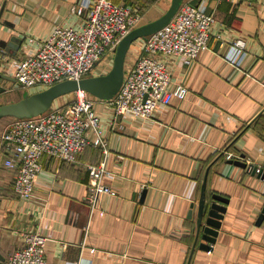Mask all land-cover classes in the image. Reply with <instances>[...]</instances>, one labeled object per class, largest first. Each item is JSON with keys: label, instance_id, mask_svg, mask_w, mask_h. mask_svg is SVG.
Wrapping results in <instances>:
<instances>
[{"label": "crops", "instance_id": "0c3cea01", "mask_svg": "<svg viewBox=\"0 0 264 264\" xmlns=\"http://www.w3.org/2000/svg\"><path fill=\"white\" fill-rule=\"evenodd\" d=\"M90 1L0 0V75L15 80L19 63L55 28L80 29L86 14L72 10ZM111 1L141 17V26L167 12L166 0ZM208 2L217 20L213 36L222 34L223 41L212 37L191 66L167 59L170 88L185 86L184 100L173 99L149 120L124 116L114 131L108 129L113 108L95 102L112 151L107 168L114 176L107 184L117 196L100 195L94 211L86 200L87 167L102 162L100 150L86 148L75 164L44 155L35 198L24 200L14 192L15 172L3 164L0 128V254L6 261L32 231L47 238V264H263L264 180L236 162L249 158L264 166V0ZM238 37L247 41L249 56L235 68L225 55ZM140 49V40L132 44L125 68ZM0 86L6 89L0 106L27 94L16 80L0 79ZM207 172L208 200L218 195L228 203L211 250L200 249L201 239L193 250Z\"/></svg>", "mask_w": 264, "mask_h": 264}, {"label": "built area", "instance_id": "2783aa9c", "mask_svg": "<svg viewBox=\"0 0 264 264\" xmlns=\"http://www.w3.org/2000/svg\"><path fill=\"white\" fill-rule=\"evenodd\" d=\"M72 13L86 14L83 26L80 29L57 27L48 40L38 42L35 53L19 63L14 77L17 90L28 94L35 89L47 90L64 81L93 77L108 57H114L123 38L142 21L129 8L111 0H93L73 8ZM216 21L208 0L184 1L168 25L140 39V53L125 68L122 87L112 100L105 101L114 110L109 130L114 131L124 116L149 120L157 110L167 108L173 99L182 101L187 97L185 86L170 88L167 59L179 58L185 66H191L207 50L212 37L223 41L222 34L213 36ZM3 54L0 49V56ZM248 56L247 41L238 37L231 41L225 60L239 68ZM72 96L66 105L55 107L54 103L42 115L12 120L1 136L3 164L15 172V194L20 199L32 200L36 179L43 170L41 158L44 155L75 164L79 163V156L86 148L100 150L102 162L87 167L86 200L94 211L100 195L117 196L107 184L114 176L107 168L112 151L101 116L94 110L99 99L84 91H77ZM225 156L227 160H233L231 154L225 153ZM117 159L123 157L117 155ZM243 160L247 172L264 180V166L249 158ZM46 243L47 238L40 233L26 232L23 247L13 252L6 264H47Z\"/></svg>", "mask_w": 264, "mask_h": 264}, {"label": "water", "instance_id": "95a60500", "mask_svg": "<svg viewBox=\"0 0 264 264\" xmlns=\"http://www.w3.org/2000/svg\"><path fill=\"white\" fill-rule=\"evenodd\" d=\"M183 2L184 0H172L169 9L164 15L153 22L132 30L125 36L115 51L113 65L108 74L89 77L80 81L68 80L39 93L26 94L23 99L16 103L0 106V121L5 118L24 119L37 117L46 113L55 101L77 91H84L99 100H112L123 85L126 57L132 44L137 40L155 34L168 25L175 17ZM0 79L11 82L15 81L3 75H0ZM5 92L6 89L0 86V95ZM236 164L243 168L246 167L242 163L236 162ZM207 177L208 172L204 177L201 189L193 250L199 239L203 241V243H200V249L204 251L211 250L210 245L215 244L218 230L221 227V220L226 211L224 205L228 203L226 199L218 195H213L208 200L206 192ZM0 264H6V259L1 254Z\"/></svg>", "mask_w": 264, "mask_h": 264}, {"label": "rangeland", "instance_id": "374dc122", "mask_svg": "<svg viewBox=\"0 0 264 264\" xmlns=\"http://www.w3.org/2000/svg\"><path fill=\"white\" fill-rule=\"evenodd\" d=\"M167 1V5L165 6L164 10H168V8L170 7L171 5V1L172 0H166ZM194 2V1H192ZM169 4V5H168ZM166 12V11H165ZM147 22V20L143 21V23ZM141 26V25H140ZM111 58V57H110ZM114 58V57H113ZM111 60V59H110ZM106 66H103L101 67L102 70H96L93 74H96L98 72H102V73H109V71L111 70L112 68V65H113V59H112V62L111 64H109V59H107L106 63H105ZM58 101H55L54 103H57ZM65 104V103H64ZM10 123V121L8 120H3L1 123H0V128H4L6 130V127L7 125Z\"/></svg>", "mask_w": 264, "mask_h": 264}, {"label": "trees", "instance_id": "16d2710c", "mask_svg": "<svg viewBox=\"0 0 264 264\" xmlns=\"http://www.w3.org/2000/svg\"><path fill=\"white\" fill-rule=\"evenodd\" d=\"M23 98H24V97H23ZM3 120H8V121L11 122L12 120H14V118H5V119H3ZM3 120H1L0 123H1Z\"/></svg>", "mask_w": 264, "mask_h": 264}]
</instances>
